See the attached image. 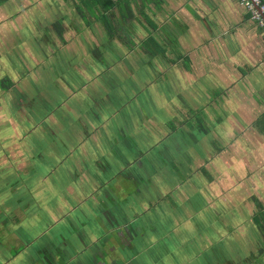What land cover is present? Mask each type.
Returning <instances> with one entry per match:
<instances>
[{"label":"crops","instance_id":"crops-1","mask_svg":"<svg viewBox=\"0 0 264 264\" xmlns=\"http://www.w3.org/2000/svg\"><path fill=\"white\" fill-rule=\"evenodd\" d=\"M68 2L79 5V0ZM9 3L13 0L0 7L3 14ZM154 8L148 14L152 25L135 10L138 16L132 21L139 39L131 47L117 35L131 28V21L113 36L101 25L114 42L97 43L88 37L99 22L88 17L87 25L79 16L81 27L72 19L74 33L84 34L72 40L74 48L60 62L51 61L55 56L32 61L33 79L23 76L21 92L11 88L12 102L20 99L26 109L15 118L6 111L8 122L5 132L0 131L8 145L0 146V218H7L0 235L13 233L10 218L20 223L36 217L37 225L42 224L26 228L29 240L22 237L17 249L8 250L13 260L24 253L19 264H114L111 259L118 264H171L173 256L161 253L159 242L153 245L151 239L141 255L132 257L129 250L137 246L128 219L133 225L144 221L142 239L153 233L164 239L173 231L167 216L161 227L152 220L160 206L154 203L173 195V189L157 192L161 197L150 190L158 186L150 177L159 173L155 165L174 172L175 186L187 185L188 194L181 197L184 207L192 201L193 210H208L204 216L211 225L223 211L239 219L248 216L249 240L260 239L263 247L247 262L264 264V31L240 0H164L161 9ZM149 37L158 45L146 47ZM134 52L147 61H128L138 57ZM237 62V68L231 66ZM223 84L224 93L218 96ZM144 188L151 191L150 198ZM143 194L148 201L144 208ZM222 196L233 209L218 205ZM176 208L169 211L173 223L178 222ZM76 214L72 221L83 218L82 228L56 231ZM49 233L58 244L46 237ZM43 241L50 247L38 256L35 248ZM155 247L158 251L152 253ZM208 260L205 264L240 261L223 250Z\"/></svg>","mask_w":264,"mask_h":264},{"label":"rangeland","instance_id":"rangeland-1","mask_svg":"<svg viewBox=\"0 0 264 264\" xmlns=\"http://www.w3.org/2000/svg\"><path fill=\"white\" fill-rule=\"evenodd\" d=\"M72 2V1H71ZM71 2H68V0H13V3H9L6 5V14H3L2 11H0V80L9 77L14 82H16V85L13 88H18L21 92V89L23 86V82L26 79L23 76H31L32 72L30 70H33L31 65L33 64L32 61L37 62L39 58L42 60H49V57H54L51 59V61H57L60 62L61 58H64L65 54L71 49H73L75 42H72V40L76 39L77 35L72 30L71 26L69 25L71 21L76 19L77 26L83 27L82 20L80 19V15L78 14L76 10V5L72 4ZM13 6H16L15 8ZM25 7V8H24ZM135 9L139 11L141 8L140 2H137L135 4ZM152 9L154 8V5H151ZM17 8V9H16ZM146 12L150 15L151 12L146 10ZM152 16V15H151ZM68 18V19H66ZM144 18V19H141ZM142 21H147L145 17L141 16ZM73 19V20H72ZM64 22L65 27V34L64 38H60V35L56 32L54 29V24L57 21ZM148 22V21H147ZM132 25L131 28L127 26L126 30H119L121 32H118L117 35H122L124 41L128 43V46H134L137 42V39H139V35L136 34L137 27L135 26L136 23L134 21H131ZM100 23H95L94 26H91V30H89V37L88 39L101 43L104 41L105 43H112L114 41H110L108 38L104 28L101 26ZM85 29H89L86 28ZM92 31V33H91ZM148 32V30L146 31ZM94 34V35H92ZM84 35L83 33L80 35V37ZM78 41H84L87 40L86 38L84 40L77 38ZM131 41V42H130ZM130 42V43H129ZM22 43L24 45H22ZM121 43V42H118ZM46 44H48L50 47L46 49L47 51L43 53V50L46 48ZM139 44V43H138ZM21 45V46H20ZM114 46V45H113ZM26 48V50L24 49ZM135 48V47H134ZM28 49V50H27ZM54 51V52H51ZM28 52L30 53V57L27 59ZM36 52V54H35ZM47 54V59L45 58V55ZM120 54V53H119ZM134 55L138 57H132L128 58L129 60H140L147 61V58L142 57V54L134 52ZM31 55L33 57L31 59ZM44 57V59H43ZM89 58V57H88ZM30 60V62H28ZM27 61V63H26ZM173 61V60H172ZM45 62H42V64ZM38 64V63H36ZM238 62L232 64L233 67H238ZM54 68V64L51 65ZM228 69H230V67ZM171 76V74L167 75ZM170 82V81H169ZM168 85V84H166ZM12 88V89H13ZM166 88V87H165ZM226 88V85H222L218 88L217 94L218 96H221L222 93H224V90ZM12 95L11 89L7 92L4 90H0V131L5 127V124L8 122L6 121L7 114L6 111H11V114L15 113L14 118L18 116L20 110L26 109V107L22 106L21 103H25L18 99L12 102V98H10ZM142 98L144 96L142 95ZM164 99H166V96L164 95ZM18 110V112H16ZM198 124H199V116L195 115L193 118ZM12 122V121H11ZM201 122L204 123L201 119ZM17 124H19L17 122ZM11 127L16 128L15 124H11ZM166 126V125H165ZM7 128V127H6ZM5 132V128L4 131ZM2 133V132H0ZM164 134H166L165 130L163 131ZM17 135H19L18 132H16ZM8 146L6 144V141L3 142V138L0 139V146L5 147ZM161 153H159V156ZM162 159H166V157L163 155ZM161 159V160H162ZM152 160V159H151ZM153 163L155 159L152 160ZM156 163H154L155 165ZM163 164V163H162ZM165 165V164H163ZM161 165L155 168L158 169V175H152L150 170H147V173L149 176L158 183V186H153L150 190L155 193L157 192L164 193V191L173 189L171 193L173 195L170 196L172 200L169 201H156L154 204H160L158 210H154L152 214L154 215L152 220H158L159 225L161 227V222L165 219L166 221L169 220L171 227L173 230L170 234H168L167 237L163 239H159V235L156 234H145L143 235L146 237L145 239H142L139 234L142 235L141 228L144 226V221H140L139 223L133 225L131 223V219H128V228L132 230L133 234L136 237V243L135 245L137 247H134V244L132 245V248H129L131 256L135 257L137 254L141 255L142 252L140 251L144 245L151 246L148 244V239H151L153 241V245L158 243V248L161 253L167 252L170 256H173V262L171 264H205L206 260L209 261L210 254L215 255V253L220 252V250H223V253H225L227 256H230L231 258H236L238 256V259H240L239 262L236 264H249L247 260H249L252 256L257 257L259 256V252L261 247H263V243L260 239L257 240H249L251 237V230L250 226L252 225L251 220L247 217H234L229 216V214L226 211L221 212V218L213 225L210 223L211 220H206L208 210L201 211L199 209V206L195 207L193 210V207H189L192 204V201L187 202L188 210L186 207H184V203L182 201L181 197H185L188 194L187 185L181 186V184L174 185L176 180V175L171 170L164 169V171H159ZM173 176V178H172ZM195 179V177L193 176ZM212 178V176H210ZM193 179V180H194ZM55 188V187H54ZM211 187H208V193H211L209 190ZM56 189V188H55ZM149 189V188H148ZM147 188H144V193L151 194L150 190ZM164 190V191H163ZM206 192V190H205ZM263 194L262 198L264 199V192L260 193V195ZM164 195V194H163ZM151 195L148 197L150 198ZM160 196V195H158ZM174 196V197H173ZM247 196V194H244V198ZM161 197V196H160ZM231 197V195H230ZM237 197V194L236 196ZM220 198V197H218ZM153 200L156 198H152ZM223 199V200H222ZM216 201L219 202V206L225 205L224 208L233 209L234 204L232 202H227L225 204V197L222 196V198L217 199ZM151 204V201H149ZM148 205V201L145 199L143 194V208ZM177 206L176 210L173 211L174 215L176 216V219L178 222L173 223V215L169 214L170 210L172 209V206ZM149 209H152L153 207H148ZM145 208L143 211L146 212ZM194 211V212H193ZM169 214V215H168ZM202 216L200 217L199 216ZM250 215V214H249ZM78 214L73 216L72 218L68 219L67 222L63 225L57 226L56 231L58 230H64L66 227L71 229L73 231V227L82 228L85 224L83 222V218H80L78 222H74L77 220ZM204 216V217H203ZM36 218V217H35ZM35 218H27L23 219L20 223L17 222V218H10V222L8 223V226L11 227L12 234H1L0 237L3 238V240L0 242V264L7 263V264H19L16 261L22 262L23 259H25L24 253L22 257H18L19 260H13L10 257V253H8L10 247L14 246V249H17L21 244L18 243V241L25 239L29 240V236L26 234L25 229L31 228L34 229V227L42 226V224L37 225ZM151 218V217H149ZM7 218H0V229L3 225H6ZM72 219L74 221H72ZM101 220V219H100ZM100 220L98 219L95 223V227L98 228V222L100 223ZM85 221V219H84ZM45 222L50 224V219L46 218ZM103 222V220H102ZM218 225L216 231L215 228ZM45 225V224H44ZM93 224L90 222L88 223L87 227H91ZM147 222H145V226H147ZM203 227V233H201L200 228ZM36 227V228H37ZM144 229V228H142ZM153 230V229H151ZM69 230L66 229L65 232H68ZM92 231H95L94 235L97 236L98 230L94 229ZM199 231V233H198ZM211 231H215L213 234H208ZM63 232V231H62ZM207 232L208 235H204V233ZM54 233H49L46 235L51 241L54 243H57L56 239H52L54 237ZM95 236V237H96ZM163 236V235H162ZM255 236V235H254ZM6 237V238H4ZM141 238V239H139ZM167 238V239H166ZM18 240V241H17ZM16 242V243H15ZM45 247L48 249L50 245H47L46 241H43L40 246L35 248L36 254L39 256V251L42 250V248ZM165 247L168 249L165 250ZM184 247L188 248L184 249ZM216 247V248H215ZM219 247V248H218ZM12 249V248H11ZM12 249V256L17 254V250ZM220 249V250H219ZM185 250V251H184ZM157 247L151 249L152 253L157 252ZM120 253L123 254L122 250H120ZM22 254V253H21ZM114 254V253H112ZM28 255V252L27 254ZM42 256L43 253H40ZM117 258V255L114 256ZM123 257L126 258V255L123 254ZM169 257V256H168ZM119 262L118 259H111V262L113 263ZM117 260V261H116ZM10 262V263H9ZM166 262V261H165ZM120 264H123L121 262Z\"/></svg>","mask_w":264,"mask_h":264},{"label":"trees","instance_id":"trees-1","mask_svg":"<svg viewBox=\"0 0 264 264\" xmlns=\"http://www.w3.org/2000/svg\"><path fill=\"white\" fill-rule=\"evenodd\" d=\"M8 1L9 0H0V7L5 5ZM163 1L164 0H79V5L76 6V10L80 13V16L85 19L87 25L91 23L88 21V17L89 19L93 17L95 21L106 28L110 36H113L115 31H119L121 27H123V24H127L128 21H132L138 16L135 12V4L137 2L141 4V8L139 9L140 16L145 17L152 25L153 22L146 10L152 12L151 5H155L156 8L158 7L157 9H161ZM54 27L56 32L62 36L65 31L62 23L57 21ZM151 43L156 46L158 45L156 39L149 37L146 41V47H151ZM152 48L154 49L155 47ZM15 85L16 82L9 77L0 80V90L8 91Z\"/></svg>","mask_w":264,"mask_h":264},{"label":"built area","instance_id":"built-area-1","mask_svg":"<svg viewBox=\"0 0 264 264\" xmlns=\"http://www.w3.org/2000/svg\"><path fill=\"white\" fill-rule=\"evenodd\" d=\"M241 5L249 11L251 19L264 31L263 0H240Z\"/></svg>","mask_w":264,"mask_h":264},{"label":"flooded vegetation","instance_id":"flooded-vegetation-1","mask_svg":"<svg viewBox=\"0 0 264 264\" xmlns=\"http://www.w3.org/2000/svg\"><path fill=\"white\" fill-rule=\"evenodd\" d=\"M114 264H118L117 262H115Z\"/></svg>","mask_w":264,"mask_h":264}]
</instances>
